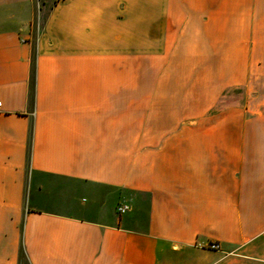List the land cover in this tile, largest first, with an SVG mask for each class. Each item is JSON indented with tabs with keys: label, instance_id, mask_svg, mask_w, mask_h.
Wrapping results in <instances>:
<instances>
[{
	"label": "crops",
	"instance_id": "crops-1",
	"mask_svg": "<svg viewBox=\"0 0 264 264\" xmlns=\"http://www.w3.org/2000/svg\"><path fill=\"white\" fill-rule=\"evenodd\" d=\"M255 81L264 0H0V264H264Z\"/></svg>",
	"mask_w": 264,
	"mask_h": 264
},
{
	"label": "rangeland",
	"instance_id": "rangeland-1",
	"mask_svg": "<svg viewBox=\"0 0 264 264\" xmlns=\"http://www.w3.org/2000/svg\"><path fill=\"white\" fill-rule=\"evenodd\" d=\"M237 105H264V81L240 83L238 91L228 99H223L222 104Z\"/></svg>",
	"mask_w": 264,
	"mask_h": 264
},
{
	"label": "built area",
	"instance_id": "built-area-1",
	"mask_svg": "<svg viewBox=\"0 0 264 264\" xmlns=\"http://www.w3.org/2000/svg\"><path fill=\"white\" fill-rule=\"evenodd\" d=\"M127 210H128V207H126V206L119 207L117 209L118 213H120V214L126 213ZM209 248L213 249V250H220L221 247H220L219 243H212Z\"/></svg>",
	"mask_w": 264,
	"mask_h": 264
}]
</instances>
